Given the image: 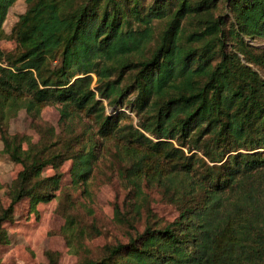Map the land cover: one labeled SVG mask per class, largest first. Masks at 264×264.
<instances>
[{
    "label": "trees",
    "instance_id": "16d2710c",
    "mask_svg": "<svg viewBox=\"0 0 264 264\" xmlns=\"http://www.w3.org/2000/svg\"><path fill=\"white\" fill-rule=\"evenodd\" d=\"M14 1L0 0V37ZM25 1L10 31L14 47L0 48V138L21 164L0 207V245L17 202L54 196L62 156L56 142L23 146L5 122L20 107L37 115L62 102L92 107L98 131L131 159L124 208L114 203L126 239L72 264H264V77L254 68L264 49L246 38H264V0ZM129 95L135 124L124 111L106 113L102 100L117 106ZM75 157L72 180L86 181L93 151ZM49 164L55 172L42 175ZM142 179L179 205L173 219L146 206L140 222ZM76 223L66 220V235ZM46 256L60 264L58 251Z\"/></svg>",
    "mask_w": 264,
    "mask_h": 264
},
{
    "label": "rangeland",
    "instance_id": "374dc122",
    "mask_svg": "<svg viewBox=\"0 0 264 264\" xmlns=\"http://www.w3.org/2000/svg\"><path fill=\"white\" fill-rule=\"evenodd\" d=\"M151 1L144 0V3ZM25 8V0H15L9 6L2 25L4 32L0 37V48L9 50L14 47L11 27ZM223 17L227 22L230 20L226 14ZM154 23L157 28L162 24L158 20H154ZM193 23L186 18L182 20V24H187L188 28L194 27ZM246 38L254 48L264 49V38ZM254 68L264 77V64L254 65ZM92 75V85H95V75ZM129 98L131 95L117 106L102 99L105 112L124 111L135 124L138 116L131 110ZM5 123L10 133L23 135V146L56 142L52 148L61 150L62 156L58 158L57 170L61 177L54 196L33 207L29 205L28 198L21 199L15 205L13 219L3 223L8 241L0 245V264H45L49 249L59 252L60 264H72L85 256H101L104 254V244L126 239V226L115 221L114 203L124 208V196L131 188L127 178H124V172L131 159L125 154L126 149L118 138L102 135L98 131L99 122L92 107L78 109L62 102H49L41 107L37 115L20 107ZM89 150L93 151L91 172L86 181L74 183L72 169L74 163L78 162L75 154ZM198 153L201 154L200 151ZM20 168L21 164L11 160L3 151L0 138V207L8 203L9 187ZM53 172L55 167L49 164L42 170V175ZM257 172L253 171V177ZM138 183L147 193L140 222H143L146 206L161 221L171 220L178 214L179 205L174 199L166 198L158 185L144 179ZM70 216H75L82 227L76 223L73 233L66 235L64 225ZM91 224L99 232H95Z\"/></svg>",
    "mask_w": 264,
    "mask_h": 264
}]
</instances>
